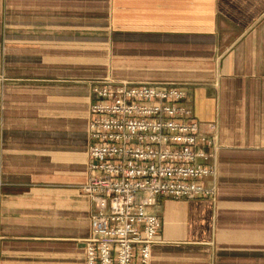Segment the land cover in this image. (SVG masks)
Segmentation results:
<instances>
[{
    "label": "crops",
    "instance_id": "0c3cea01",
    "mask_svg": "<svg viewBox=\"0 0 264 264\" xmlns=\"http://www.w3.org/2000/svg\"><path fill=\"white\" fill-rule=\"evenodd\" d=\"M2 63L0 264L84 263L99 78L185 82L216 139L214 197L149 208L150 264H264V0H0Z\"/></svg>",
    "mask_w": 264,
    "mask_h": 264
},
{
    "label": "built area",
    "instance_id": "2783aa9c",
    "mask_svg": "<svg viewBox=\"0 0 264 264\" xmlns=\"http://www.w3.org/2000/svg\"><path fill=\"white\" fill-rule=\"evenodd\" d=\"M87 125L91 238L83 264H150L159 199H212L215 137L201 134L186 91L171 84L96 81Z\"/></svg>",
    "mask_w": 264,
    "mask_h": 264
},
{
    "label": "rangeland",
    "instance_id": "374dc122",
    "mask_svg": "<svg viewBox=\"0 0 264 264\" xmlns=\"http://www.w3.org/2000/svg\"><path fill=\"white\" fill-rule=\"evenodd\" d=\"M1 65V70L2 71H5L6 70V64L2 63L0 64ZM113 67V68H112ZM110 72L113 74V75H117L120 74V64L119 63H114V64H110L109 68ZM2 80V79H1ZM103 80H110L112 82H128V83H147V82H151V80H123V79H118V78H99L97 79L96 81H103ZM4 81L0 82V86H3L5 84H2ZM158 82H161V83H168V84H175L177 86H180V87H187L184 83L185 82H181V81H158ZM157 82V83H158Z\"/></svg>",
    "mask_w": 264,
    "mask_h": 264
}]
</instances>
